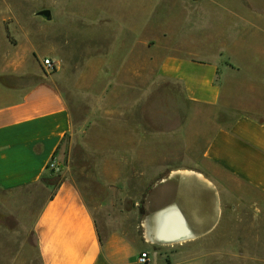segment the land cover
Returning <instances> with one entry per match:
<instances>
[{
	"label": "crops",
	"instance_id": "0c3cea01",
	"mask_svg": "<svg viewBox=\"0 0 264 264\" xmlns=\"http://www.w3.org/2000/svg\"><path fill=\"white\" fill-rule=\"evenodd\" d=\"M217 1L134 0L129 14L146 17L145 27L131 33L135 43L160 18L163 29L151 34L160 42L159 75L181 83L187 100L210 112L215 128L200 169L173 170L152 188L136 240L107 224L101 228L79 187L62 183L44 200L35 223L42 264H137L142 252L149 253V264H264V112L258 111L264 76L245 80L254 78L245 75L253 72L249 66L264 72V60L230 66L221 54L203 56L202 48L186 42V35L205 28ZM25 18L36 17L0 12V36ZM171 18L180 21L176 30L168 27ZM122 30L129 32L119 35ZM1 42L0 51L6 47L10 54L0 63V191L13 192L43 185L74 119L55 76L28 53L34 48Z\"/></svg>",
	"mask_w": 264,
	"mask_h": 264
},
{
	"label": "rangeland",
	"instance_id": "374dc122",
	"mask_svg": "<svg viewBox=\"0 0 264 264\" xmlns=\"http://www.w3.org/2000/svg\"><path fill=\"white\" fill-rule=\"evenodd\" d=\"M133 1L0 0V12L36 17L19 20L14 30L6 27L1 43L34 48L28 53L55 76L74 119L43 185L0 191V264H42L35 223L44 200L64 182L79 187L101 228L107 224L136 240L152 188L173 170L200 169L201 151L215 128L210 112L190 103L181 83L159 75L160 42L151 34L163 29L160 18L135 43L131 33L145 27L146 17H129ZM212 7L205 28L186 35L190 47L202 48L206 57L221 54L230 66L264 60V0H218ZM223 9L234 16L222 15ZM44 10L51 19L40 14ZM179 23L171 18L168 27L176 30ZM121 29L129 32L119 35ZM9 54L6 47L0 51V63ZM249 67L253 72L245 75L254 78L245 80L262 79L260 68ZM258 111L264 112V96Z\"/></svg>",
	"mask_w": 264,
	"mask_h": 264
},
{
	"label": "built area",
	"instance_id": "2783aa9c",
	"mask_svg": "<svg viewBox=\"0 0 264 264\" xmlns=\"http://www.w3.org/2000/svg\"><path fill=\"white\" fill-rule=\"evenodd\" d=\"M44 64L47 67V69H50V70H53L55 67V64L51 60H48V59L45 60ZM56 165H57L56 161L53 159L49 164V169H52V170L56 169L57 167ZM149 262H150V255L147 252H142L137 259V264H149Z\"/></svg>",
	"mask_w": 264,
	"mask_h": 264
},
{
	"label": "water",
	"instance_id": "95a60500",
	"mask_svg": "<svg viewBox=\"0 0 264 264\" xmlns=\"http://www.w3.org/2000/svg\"><path fill=\"white\" fill-rule=\"evenodd\" d=\"M40 14L51 19V11L50 10H44V11L40 12Z\"/></svg>",
	"mask_w": 264,
	"mask_h": 264
},
{
	"label": "bare ground",
	"instance_id": "6f19581e",
	"mask_svg": "<svg viewBox=\"0 0 264 264\" xmlns=\"http://www.w3.org/2000/svg\"><path fill=\"white\" fill-rule=\"evenodd\" d=\"M174 231V230H173ZM179 231V230H178ZM175 232V231H174Z\"/></svg>",
	"mask_w": 264,
	"mask_h": 264
}]
</instances>
